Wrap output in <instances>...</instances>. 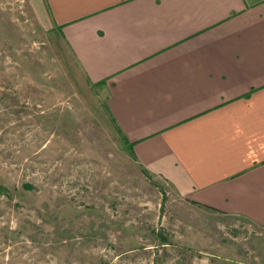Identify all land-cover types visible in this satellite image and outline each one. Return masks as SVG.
I'll return each mask as SVG.
<instances>
[{"label":"rangeland","instance_id":"obj_1","mask_svg":"<svg viewBox=\"0 0 264 264\" xmlns=\"http://www.w3.org/2000/svg\"><path fill=\"white\" fill-rule=\"evenodd\" d=\"M59 32L0 0V264H264L263 226L142 172Z\"/></svg>","mask_w":264,"mask_h":264},{"label":"crops","instance_id":"obj_2","mask_svg":"<svg viewBox=\"0 0 264 264\" xmlns=\"http://www.w3.org/2000/svg\"><path fill=\"white\" fill-rule=\"evenodd\" d=\"M43 2L140 168L264 227V0Z\"/></svg>","mask_w":264,"mask_h":264},{"label":"trees","instance_id":"obj_3","mask_svg":"<svg viewBox=\"0 0 264 264\" xmlns=\"http://www.w3.org/2000/svg\"><path fill=\"white\" fill-rule=\"evenodd\" d=\"M87 82H88V84L90 85L91 88H95V87L100 88V87L103 85V81H100V82H96V83H94V82L90 81V79H87ZM104 104L106 105V108L108 109L106 102H105ZM108 111H109V110H108ZM110 121L113 123V125H114L116 131L118 132V134H119V136H120V138H121V142H122V144H123V147H124L126 150H128V152L132 155V143H128V142L125 140V138L123 137V134L121 133L120 129L117 127V125H116L114 119L112 118V116H110ZM142 172H143L148 178H150V179L152 178V177H151L146 171L142 170ZM26 187H30V185H26ZM192 203H193V202H192ZM197 205H199V206H203L204 208L208 209V207H206V206H204V205H200V204H197ZM208 210H210V209H208ZM211 210H212V209H211Z\"/></svg>","mask_w":264,"mask_h":264}]
</instances>
